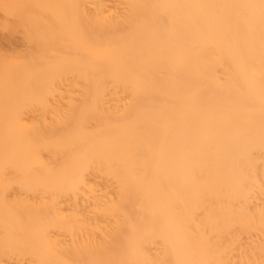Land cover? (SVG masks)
Segmentation results:
<instances>
[{
  "label": "bare ground",
  "instance_id": "obj_1",
  "mask_svg": "<svg viewBox=\"0 0 264 264\" xmlns=\"http://www.w3.org/2000/svg\"><path fill=\"white\" fill-rule=\"evenodd\" d=\"M0 264H264V0H0Z\"/></svg>",
  "mask_w": 264,
  "mask_h": 264
}]
</instances>
